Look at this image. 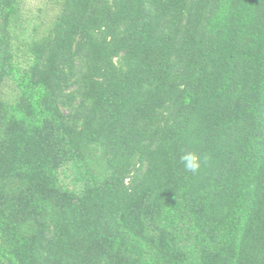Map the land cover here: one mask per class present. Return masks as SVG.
Wrapping results in <instances>:
<instances>
[{
    "label": "trees",
    "instance_id": "obj_1",
    "mask_svg": "<svg viewBox=\"0 0 264 264\" xmlns=\"http://www.w3.org/2000/svg\"><path fill=\"white\" fill-rule=\"evenodd\" d=\"M0 264H264V0H0Z\"/></svg>",
    "mask_w": 264,
    "mask_h": 264
},
{
    "label": "clouds",
    "instance_id": "obj_2",
    "mask_svg": "<svg viewBox=\"0 0 264 264\" xmlns=\"http://www.w3.org/2000/svg\"><path fill=\"white\" fill-rule=\"evenodd\" d=\"M202 158L195 152L185 151L180 156V163L186 172L197 173L202 166Z\"/></svg>",
    "mask_w": 264,
    "mask_h": 264
},
{
    "label": "rangeland",
    "instance_id": "obj_3",
    "mask_svg": "<svg viewBox=\"0 0 264 264\" xmlns=\"http://www.w3.org/2000/svg\"><path fill=\"white\" fill-rule=\"evenodd\" d=\"M28 1H30L31 4L37 5V4H39L40 1H42V0H28Z\"/></svg>",
    "mask_w": 264,
    "mask_h": 264
}]
</instances>
